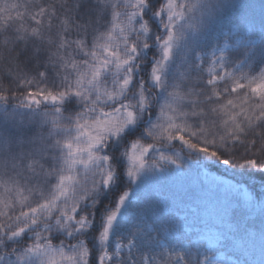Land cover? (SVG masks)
Segmentation results:
<instances>
[{
	"label": "snow or ice",
	"instance_id": "snow-or-ice-1",
	"mask_svg": "<svg viewBox=\"0 0 264 264\" xmlns=\"http://www.w3.org/2000/svg\"><path fill=\"white\" fill-rule=\"evenodd\" d=\"M198 7L207 16L194 21ZM249 7L264 15V0H24L19 23L0 26V264H251L264 230L237 218L252 207L238 182L222 200L205 174L187 210L157 191L121 217L125 190L96 223L117 143L132 183L166 165L182 174L180 150L164 151L176 142L264 173V20L246 11L210 50L196 42L226 9Z\"/></svg>",
	"mask_w": 264,
	"mask_h": 264
},
{
	"label": "trees",
	"instance_id": "trees-1",
	"mask_svg": "<svg viewBox=\"0 0 264 264\" xmlns=\"http://www.w3.org/2000/svg\"><path fill=\"white\" fill-rule=\"evenodd\" d=\"M197 2V1H196ZM194 2V3H196ZM24 0H0V26L9 24L15 27L19 23L17 20L18 12H23ZM226 3L231 4H246V5H258V0H226ZM21 5L16 7V5ZM254 14L259 24L261 20H264V15L261 14L259 7L255 8H228L225 10L222 16L215 21L212 27L201 33L196 38V42L200 45L206 46L209 50L215 46V39L221 36L224 29L229 27L232 21L245 14ZM202 14L206 17L207 12L204 7H198L193 13V20L198 21ZM155 26L160 27L162 25L160 18H153ZM182 53L178 52L177 59L172 65V71L174 72L177 64L179 63V57ZM163 101L161 100L160 103ZM156 116L149 118V123H154L156 117H158L159 107L155 108ZM22 110L17 111V116L21 115ZM40 119L39 114L35 117ZM147 126V125H144ZM145 139H147L145 137ZM127 141L123 143H117L115 148H111L110 152L114 153V166L118 169L117 177L113 181L111 187L106 190L102 197L100 206L96 209V223L101 224L103 216L108 207H114L119 196L123 191L130 192L132 198L128 206L123 210L122 217H126L131 214L132 210L137 206L138 202L151 201L153 195L157 191H164L173 194L178 199L184 201L182 208L187 210L188 205L199 203L200 198L204 194L202 185L195 183L196 178L203 179L204 175L215 177L219 181L217 188L220 198L225 199L223 195L225 184H237L241 189L247 190L252 195V207L247 210L238 211L237 218L240 220L242 226H248L256 230H264V173L257 172L253 169H240L235 166H226L216 160H208L200 154H189L186 148L179 145L176 142L175 147H170L166 150V154L176 156V151L180 150L179 160L183 165L182 174L176 169L174 165H166L164 170L156 171L151 174L142 176L141 179L135 183L130 182L126 175H123L127 168V159L122 155L127 147ZM159 152L154 151L149 154L148 159L155 161ZM132 183L131 188L128 185ZM227 201L231 202L235 206V201L239 199V193H232L227 196ZM120 220V218H119ZM118 220V222H119ZM178 251L184 250L178 248ZM251 264H262L264 262V250L258 245L254 252L249 257Z\"/></svg>",
	"mask_w": 264,
	"mask_h": 264
},
{
	"label": "rangeland",
	"instance_id": "rangeland-1",
	"mask_svg": "<svg viewBox=\"0 0 264 264\" xmlns=\"http://www.w3.org/2000/svg\"><path fill=\"white\" fill-rule=\"evenodd\" d=\"M196 1H197V0H191V2H193V3L196 2ZM161 30H163V28H161ZM132 196H133V195L130 194V198H129V201L127 202V206H128V204H129V202H131V200H133V199H137V198H132ZM127 206H126V207H127ZM187 207H191V205H188ZM123 210H124V209H122V211H121V217H122V212H123ZM118 220H119V218H118Z\"/></svg>",
	"mask_w": 264,
	"mask_h": 264
}]
</instances>
